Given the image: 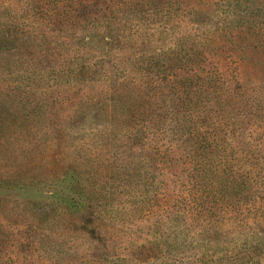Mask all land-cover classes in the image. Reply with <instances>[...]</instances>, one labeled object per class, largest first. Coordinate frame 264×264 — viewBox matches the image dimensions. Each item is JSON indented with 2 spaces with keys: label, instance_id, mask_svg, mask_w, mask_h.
Masks as SVG:
<instances>
[{
  "label": "rangeland",
  "instance_id": "obj_1",
  "mask_svg": "<svg viewBox=\"0 0 264 264\" xmlns=\"http://www.w3.org/2000/svg\"><path fill=\"white\" fill-rule=\"evenodd\" d=\"M0 264H264V0H0Z\"/></svg>",
  "mask_w": 264,
  "mask_h": 264
}]
</instances>
